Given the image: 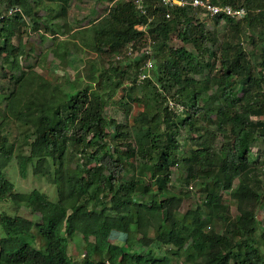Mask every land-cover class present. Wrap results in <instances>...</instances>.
Masks as SVG:
<instances>
[{
	"label": "trees",
	"instance_id": "obj_1",
	"mask_svg": "<svg viewBox=\"0 0 264 264\" xmlns=\"http://www.w3.org/2000/svg\"><path fill=\"white\" fill-rule=\"evenodd\" d=\"M4 1L7 8L20 9L0 23L5 59L15 73L25 54L11 39L26 28L25 17L35 24L46 20L44 31L53 36V21L59 20L55 31L63 33L60 22L71 0H50L53 8L42 10L54 16L46 19L28 0H0V5ZM210 2L243 8L245 14L209 17L190 5L168 9L159 0H143L141 14L133 0H115L91 24V50L106 53L108 60L99 65L87 58L81 87L56 90L46 80L36 83L29 78L33 74L19 73L0 111V202L10 200L38 220L0 214V264H172L170 257L155 256L162 247L171 256L182 251L187 263L264 264V230L257 221L264 203L261 181L253 176L264 169L251 156L258 140L264 144V0ZM220 24L224 28L216 29ZM129 45L148 47L150 54L128 57ZM146 59L153 63L150 78L138 82ZM137 89L140 94L134 95ZM131 103L142 108L133 115L135 128L107 116L116 106L128 120ZM19 131L16 148L10 139ZM77 157L81 164L71 169ZM13 161L21 178L29 168L42 177L53 168L57 200L36 189L15 192L4 172ZM126 163L139 179L123 180ZM174 167L185 189L180 197L169 190ZM228 193L236 200L234 216L223 200ZM190 195L196 203L181 212L180 200ZM119 204L127 210L112 212ZM132 227L141 235L135 242L140 250L124 252L121 244L129 242ZM76 233L84 242L79 262L68 253ZM35 239L43 243L41 250Z\"/></svg>",
	"mask_w": 264,
	"mask_h": 264
},
{
	"label": "rangeland",
	"instance_id": "obj_2",
	"mask_svg": "<svg viewBox=\"0 0 264 264\" xmlns=\"http://www.w3.org/2000/svg\"><path fill=\"white\" fill-rule=\"evenodd\" d=\"M28 1L29 5H31L32 11L35 12V14H40L45 19L46 17L50 18L51 16H54V13L50 14L49 12L47 13L46 11L42 10V7L45 6L53 8V4L50 2V0H43V2L39 0ZM114 1L115 0H71L66 19L60 22L64 32H56L57 26L55 24L59 22V20H54V25H52V32L56 34L54 36L51 35L52 33H50V31L45 33L42 24H44L46 20H44V22L41 21V23L35 24L30 18L25 17L27 23L26 28L21 29L20 33L11 39V43L13 45L21 43L24 48L23 51L25 55L19 58V72L13 73L9 70L7 60L5 59L9 56V54L4 49V42L0 41V111L2 112L8 103V98L12 92L11 90L14 88V82L19 77L20 72H24L29 75L33 74L29 76V78L33 79L36 83L46 80L47 82H50L54 85V89L60 88L61 91H67L71 86L79 88L83 85L84 74H82V72H84V62L87 60V58L94 62V64L105 65L108 60V55L106 53H93L91 50V24L92 21H98L101 19L107 12L108 8H110V6L114 3ZM6 3L7 2L4 1V3L0 5V11H3L7 8ZM200 18L206 22V26L209 30H213V23L210 19H207L203 15H201ZM222 28H224V24H220L216 29L222 30ZM51 36L53 37L51 38ZM171 44L174 46L179 44L178 40L175 39V36L172 38ZM247 49L248 51L253 52L249 46ZM123 51L124 49L122 52ZM135 51L139 52L140 49ZM56 53H59L61 57H57ZM133 94L139 95V89H137ZM119 98L120 93L114 95L115 101H117ZM141 110L142 108L140 106H136L131 103V108L129 111L130 117L128 120L124 119V111L116 106L109 107L106 113L109 118L114 119L115 121L122 124L128 123V125L132 126L131 128L133 129L135 128V124L132 123L133 115L138 114V112ZM21 134L22 132L19 131L18 137L15 140L10 139V142H13V145H15L16 148V142H19ZM113 145V148L119 150L115 145ZM25 148L26 147H23L22 150ZM259 150H262V153L264 154V144L260 140H258L252 147L251 156L253 161L257 163L255 166L264 169V155L260 156V153L258 152ZM16 152L17 150L15 151V154ZM78 164H81L80 157L73 158L69 167H71V169H77L79 168ZM129 164H131L130 161ZM129 164L126 163L125 165V170L122 174L123 180L139 179L137 171H135L133 166H130ZM32 171V168H29L25 178H21L19 176L17 165L14 161L12 162L11 166L6 167L4 170L7 179L13 184L15 192L27 194L30 191L36 189L44 193L49 198V200L55 202L57 200V192L60 187L59 182L55 181L54 184V181H52L53 176H51V174H54L53 168L47 170L50 175L47 174L43 177L40 173L38 175H34ZM171 172L172 174L169 184L170 193L176 197H180L181 192L184 193L185 189H183L179 183L181 177L178 167L172 168ZM253 176L256 178L258 177V179L261 181L262 190H260L259 193L262 194V202L264 203V171L257 176L256 174H253ZM140 179L142 182L143 178ZM191 186L193 187V184H191ZM236 186L237 182L235 181L233 188H236ZM195 188L193 187V192L195 191ZM153 190H155V188H153ZM197 199L198 198H194L193 195H190L189 198L180 200L179 210L181 212L188 210L191 206H194ZM223 200L225 201V205L229 207L230 215L234 216L236 213V200L230 195V193L227 195L223 194ZM105 206L107 209L110 208L109 203H105ZM112 209V212L118 213L127 210L124 204H119ZM1 213L11 216L19 215L30 219L32 222H36L38 220L37 216L32 214L30 210L25 208L18 209L12 204L10 200L0 202V214ZM257 221L258 225L264 230V204L259 208L257 213ZM214 228L215 230H218L220 228V222H217L214 225ZM1 237L2 234L0 230V238ZM140 237L141 235L137 233L134 227H132L129 242L124 243L122 241L121 247L123 251H139L140 248L135 242H137ZM32 243L39 250L42 249L43 243L39 242L38 239L33 240ZM83 252L84 242L81 235L76 233L68 244V253L73 261L79 262V260H82L83 258ZM154 254L158 258L162 256L170 257L172 264H203L199 260H197L195 263H187L188 261L186 260V255L182 251H180V255L178 256H171L172 251H169L167 247H162L159 250H155Z\"/></svg>",
	"mask_w": 264,
	"mask_h": 264
},
{
	"label": "built area",
	"instance_id": "obj_3",
	"mask_svg": "<svg viewBox=\"0 0 264 264\" xmlns=\"http://www.w3.org/2000/svg\"><path fill=\"white\" fill-rule=\"evenodd\" d=\"M143 0H133V3L136 9L141 13L145 14V10L142 7ZM159 2L166 6L168 9L177 6L184 7L186 5H190L192 7L198 8L201 11L205 12L209 17L216 16L218 14H224L226 16L232 17L234 19H240L244 16L245 12L243 8H233L229 5H215L210 2V0H159ZM16 13H20V9L16 7H10L0 11V23L3 18L11 17ZM166 18H169V13L167 12L165 15ZM136 29L138 31H143L144 28L142 26H137ZM126 56L128 57H139L149 55L150 51L148 47H143L139 52H136L131 45L127 47ZM115 59H120L119 56H115ZM153 67V63L150 59H146L143 62V65L140 69V72L137 76V81L142 82L146 79L150 78V72Z\"/></svg>",
	"mask_w": 264,
	"mask_h": 264
}]
</instances>
